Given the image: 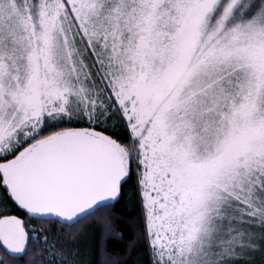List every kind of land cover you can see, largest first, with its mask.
<instances>
[{"label":"snow or ice","instance_id":"1","mask_svg":"<svg viewBox=\"0 0 264 264\" xmlns=\"http://www.w3.org/2000/svg\"><path fill=\"white\" fill-rule=\"evenodd\" d=\"M0 264H264V0H0Z\"/></svg>","mask_w":264,"mask_h":264}]
</instances>
